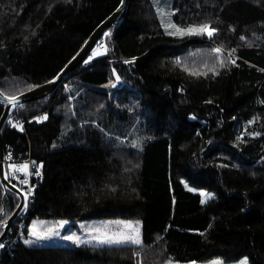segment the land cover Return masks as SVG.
I'll use <instances>...</instances> for the list:
<instances>
[{"label":"trees","instance_id":"trees-1","mask_svg":"<svg viewBox=\"0 0 264 264\" xmlns=\"http://www.w3.org/2000/svg\"><path fill=\"white\" fill-rule=\"evenodd\" d=\"M120 4L0 0V90L19 95L51 81ZM171 8L178 10L176 24L211 22L217 34L168 36L153 0H131L125 20L97 44L109 51L56 91L16 108L23 132L3 129L6 152L31 153L43 163L27 217L22 211L11 229L25 222L26 238L35 218L138 219L143 245L29 248L20 238L0 264H165L215 256L264 264V0H172ZM215 47L225 54L235 48L239 67L195 78L174 64L180 58L189 67L211 66ZM133 57L135 63H123ZM113 68L123 82L105 87ZM4 108L0 99V118ZM45 113L47 121H35ZM137 139L142 151L131 147ZM183 180L215 197L201 203ZM19 202L14 192L1 191L0 220Z\"/></svg>","mask_w":264,"mask_h":264},{"label":"snow or ice","instance_id":"snow-or-ice-1","mask_svg":"<svg viewBox=\"0 0 264 264\" xmlns=\"http://www.w3.org/2000/svg\"><path fill=\"white\" fill-rule=\"evenodd\" d=\"M124 0H121V3L123 4ZM161 0H154V3H160ZM166 2V0H164ZM178 10L171 9L168 11H165L164 8L157 7V12L160 16V24L163 27L165 33L168 36L173 37H179L181 39L185 37H204L207 36L209 39H212L218 32V29L216 27H213L211 22H204L200 24H188L187 26H181L173 22L172 17L176 14ZM111 32H106L105 36H110ZM241 40L244 39V37H240ZM249 47H251V44H249ZM103 48V50H101ZM109 51L107 45H97L95 49L92 50V54L84 60V64H88L90 61H92L96 57H100L105 55ZM212 53L216 54V62L213 63L211 66L208 64L207 61H205L200 67H196L195 63H193L192 67H189L187 62L182 61L180 58H176L174 61L175 65H178L181 67V69L187 73L191 77L199 78V77H207L209 73H212L213 77L220 75L219 69H230L231 66L239 67L237 64L238 57H234L233 53L236 52V49L233 48L230 51H227L226 54L224 50L220 47H215L211 49ZM224 57V58H221ZM137 57H133L131 60H124L123 63L125 64H133L135 63ZM261 71H264V69H261ZM112 73L114 75V79H109L108 84L105 85V87L109 88H116L119 84H121L122 77L119 73H117L116 69H112ZM59 79V76L54 77V80ZM53 81H48V83H53ZM39 87L38 85H30L28 86V91H31L33 88ZM23 93H20L19 95H8L5 92H0V96H3L4 101L7 105H11L13 109L21 108L23 109L25 107L24 103L21 102V97ZM206 103H212L211 100L206 101ZM261 104H264V100L260 101ZM103 107V105H101ZM132 109H129L131 111ZM75 115V113H73ZM48 115L45 113L42 116H36L34 117L35 121L38 123H42L44 121L48 120ZM235 119V117H233ZM11 126L13 128H18L19 131L23 132L24 127L23 123L20 121L12 122ZM255 122V118L253 120H249L248 124H253ZM249 135H252L254 137H258L261 135L260 132H253L249 133ZM150 139V138H149ZM238 141L243 142V133L241 136L237 137ZM211 143V142H209ZM53 148L56 147L55 144L52 145ZM131 147L143 150L144 147V141L141 139H137L133 141ZM237 147H239V144H237ZM8 160H12V153H8ZM234 167H238L236 165H233ZM43 163L41 162L39 165L36 164V161H24L22 163H9L8 169L10 171H6L4 173L5 179H8L9 183L11 184V180L9 179V176L15 177L18 181V185H13L14 188H18V192L15 193L16 196H23V209L27 211L28 209V203L30 198H34L35 193V185L30 183V178L32 175H35L36 177L43 178L42 176V169ZM220 167H228L226 164L220 165ZM35 168V171L32 169ZM21 174L23 178H21ZM24 185H27V189L23 187ZM190 191H195V189H189ZM10 191V190H9ZM201 195L204 197V199L201 200V203L207 202V200L211 199L213 194H209L206 192H202ZM17 208L21 207L20 204L16 205ZM0 213H5V209L3 206H0ZM45 223V222H41ZM54 227H49L47 230H38L36 227L37 221H33L32 224L27 229V237L25 238L24 234L21 233V239L25 246H28L31 248L34 245L42 244L44 241H51L55 238H60L65 241H70L72 244L76 245L77 247L81 245L86 244H92L95 242L98 245H135V246H142L143 240H142V233H141V227L142 222L141 221H132V220H119V221H108L107 224H115L117 226H120L118 230H110L105 226L101 227H88L86 224H81L80 227L84 229L86 235L78 234L75 231H72L69 227L67 229L68 234L61 236V229H65V226L70 225V222L68 220H59L54 221ZM0 227H7V219L0 220ZM211 227V226H210ZM4 233L0 232V236H3ZM6 248L5 243H0V251L4 250ZM136 257H140L141 253L137 251L135 253ZM165 264H173V261L171 259L167 260ZM178 264V262H176ZM191 264H196L195 261H192ZM211 264H222L221 261L215 260L212 261ZM239 264H248V258L244 257Z\"/></svg>","mask_w":264,"mask_h":264},{"label":"water","instance_id":"water-1","mask_svg":"<svg viewBox=\"0 0 264 264\" xmlns=\"http://www.w3.org/2000/svg\"><path fill=\"white\" fill-rule=\"evenodd\" d=\"M130 1L131 0H124L123 4L121 3L119 7L111 15H109L101 24H99V26L94 30V32L91 34V36L89 37L85 45L82 47V49L78 52V54L57 75L59 76V79L54 80L53 78L51 80V81L54 80L53 83L47 82L39 85V87L33 88L31 91L23 92V95L21 97V102L25 104L39 100L41 98L46 97L50 93L56 91L61 86H63L69 75H71L79 67L84 65V60H86L91 55L92 50L98 44L104 33L115 24H120L125 20V17L130 7ZM0 92L2 91L0 90ZM0 99L4 101L3 96H0ZM14 110L15 109H13L11 105H7L5 102V108L0 118V183L3 187L5 195L8 194L9 190L14 193L18 192V188H14L13 184L12 183L10 184L9 181L5 179L4 163H3L6 155V150L3 142V129L4 126L7 124V120L10 117V114ZM18 197L20 199L19 204L21 205V207L16 208V210L13 212L10 218H8L7 227L6 228L4 227L3 230L4 235L0 236V243H2L5 240L15 220L23 211V203H24L23 196L20 195Z\"/></svg>","mask_w":264,"mask_h":264},{"label":"rangeland","instance_id":"rangeland-1","mask_svg":"<svg viewBox=\"0 0 264 264\" xmlns=\"http://www.w3.org/2000/svg\"><path fill=\"white\" fill-rule=\"evenodd\" d=\"M171 3H172V0H166V2H164V0H161L160 3H154V5H155V8H156V11H157V7L164 8L165 11H168V10H171L172 9L171 8ZM157 14H158V17H159V20H160L159 13L157 12ZM172 20H173V17H172ZM199 67H200V64H199ZM183 183H184V186L187 189H195L194 192H198L200 194L202 192H206V193H209V194H213L212 198L215 197V193L213 191L207 190L206 188L194 186L191 183H189L187 180H183ZM202 199H204L203 196H202ZM209 200H207V201H209ZM2 215H4V214H2ZM119 220H125V221H127L129 219H119V218L94 219L93 218V219L79 220V221H76L75 223H72V222L69 221L70 222V225L65 226V229H61V236H64V235H67L68 234L67 229L69 227L71 228L72 231H75L78 234L86 235L84 229H82L80 227L81 224H86L88 227H93V226H95V227H101V226H105L108 229L115 231V230H118L120 226H117L115 224L108 225L107 222L108 221H119ZM137 220L138 219L132 220V221H137ZM33 221H37L36 227H37L38 230H47V228H49V227H54V223L53 222L54 221H57V220L49 219V218H35V219L32 220V222ZM138 221H141V220H138ZM32 222H31V224H32ZM41 222H45V223H41ZM141 233H142V240H143V226L141 227ZM92 244L98 245L95 242H93ZM45 245L68 246V245H74V244H72L70 241H65V240H62L60 238H55V239H53L51 241H44L42 244H39L37 246H45ZM244 257H247V256H243V257H241V258H239L237 260H225V259H223V258H221L219 256H215V257H212V258H210L208 260L195 261V262H196V264H211L212 261L219 260V261L222 262V264H239V262ZM247 258H248V264H252V262L250 261L249 257H247ZM172 261H173V264H176V262H178V264H191V262H192V261L182 262V261H176V260H172Z\"/></svg>","mask_w":264,"mask_h":264},{"label":"built area","instance_id":"built-area-1","mask_svg":"<svg viewBox=\"0 0 264 264\" xmlns=\"http://www.w3.org/2000/svg\"><path fill=\"white\" fill-rule=\"evenodd\" d=\"M9 121H12V122L20 121V122L23 123V127L25 128L26 122L25 121H21V120H16L15 119V115H14V111L10 114V117L7 120V124L11 125V123ZM9 152L12 153V160L11 161L8 160V153ZM9 152H6L5 159L3 161V163H4V172L10 171V169H8L9 163H22L24 161H29V162L35 161L34 158L31 155V153L26 155V156H24L22 154L16 155L12 151H9ZM36 164L39 165L40 163L36 162ZM32 170L35 171V168H33ZM40 170L42 171V176H43V167ZM21 178H23L22 174H21ZM9 179L11 180V183L13 185H18L19 184V181L15 177L9 176ZM39 180H41V178L40 177H36L35 175H32L31 178H30V183L35 185V189L37 187V184H38ZM23 187H25V189H27L28 186L24 185ZM1 191H4V190H3V187H2V185L0 183V192ZM34 195H35V193H34ZM33 199L34 198H30L29 199L28 209H29V205L33 201ZM28 209H27V211H25L23 209V214L25 215V217H27ZM2 214H4V213H2ZM25 226H26V223L22 222L17 230L10 229V231H9L8 235L6 236L5 240L2 242V243H5L6 248L4 250L0 251V260H1V255H2L3 252L11 251V250H13V249H15L17 247V244L19 243L20 238H21V233L24 234Z\"/></svg>","mask_w":264,"mask_h":264},{"label":"bare ground","instance_id":"bare-ground-1","mask_svg":"<svg viewBox=\"0 0 264 264\" xmlns=\"http://www.w3.org/2000/svg\"><path fill=\"white\" fill-rule=\"evenodd\" d=\"M29 154V153H28ZM18 228V227H17ZM4 229V228H3ZM1 232V231H0Z\"/></svg>","mask_w":264,"mask_h":264}]
</instances>
